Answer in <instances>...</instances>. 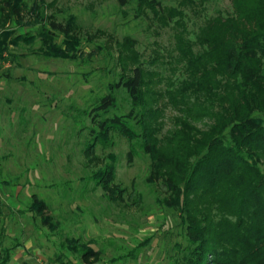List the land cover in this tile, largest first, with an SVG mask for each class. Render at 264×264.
<instances>
[{
  "label": "rangeland",
  "instance_id": "rangeland-1",
  "mask_svg": "<svg viewBox=\"0 0 264 264\" xmlns=\"http://www.w3.org/2000/svg\"><path fill=\"white\" fill-rule=\"evenodd\" d=\"M24 1L39 6L46 26L49 17L72 25L74 49L67 57L46 56L37 33L43 25L25 26L14 37L32 32L33 43L9 46L10 55L0 61L4 264H81L80 246L90 242L100 255L96 264H183L185 230L177 213L159 203L163 189L147 180L149 158L120 134L111 136V145L95 144L88 113L111 92L118 112L129 111L124 91L112 88L128 74L124 68L135 66L128 58L161 80L155 90H164L168 78H181L178 37L194 41L206 19L231 11L230 1L156 0L181 12L168 24L143 0L123 6L118 0ZM55 34L54 43L62 45L63 35ZM175 114L165 107L159 137ZM111 170L113 187L104 189Z\"/></svg>",
  "mask_w": 264,
  "mask_h": 264
},
{
  "label": "trees",
  "instance_id": "trees-1",
  "mask_svg": "<svg viewBox=\"0 0 264 264\" xmlns=\"http://www.w3.org/2000/svg\"><path fill=\"white\" fill-rule=\"evenodd\" d=\"M143 1L163 24L181 16L156 0ZM229 1L231 11L206 19L194 41L178 37L181 78H168L164 90H155L161 80L153 81V72L128 58L135 66L124 68L128 74L112 88L124 91L129 111L118 112L111 92L88 113L95 144L111 145V136L120 134L149 158L147 180L163 189L159 203L177 213L185 230L183 264H264V0ZM38 7L0 0V61L10 55L9 46L33 43L32 32L14 37L25 26L43 25L37 33L46 56L73 51L72 25L49 17L46 26ZM55 33L63 35L60 46ZM168 105L176 114L159 137V117ZM133 156L130 149L129 163ZM106 177L104 189L113 171ZM90 243L80 246L81 264L99 261ZM8 259L9 252L1 250L0 264Z\"/></svg>",
  "mask_w": 264,
  "mask_h": 264
}]
</instances>
